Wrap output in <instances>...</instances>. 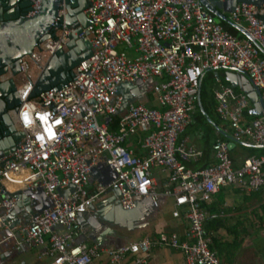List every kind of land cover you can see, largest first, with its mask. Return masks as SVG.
Returning a JSON list of instances; mask_svg holds the SVG:
<instances>
[{
  "label": "built area",
  "instance_id": "1",
  "mask_svg": "<svg viewBox=\"0 0 264 264\" xmlns=\"http://www.w3.org/2000/svg\"><path fill=\"white\" fill-rule=\"evenodd\" d=\"M60 4L58 15L63 17L66 3ZM40 5L41 0H31L26 15L35 14ZM85 12L91 23L77 35L91 42L92 54L72 68L60 87L31 95L49 57L67 48L74 30L64 20L21 57L20 73L26 79L17 86L20 103L7 112L24 133L0 165V243L41 247L40 255L50 258L46 264H89L100 258L109 264H146L155 246L179 249L185 264H220L204 229L207 211L202 202L228 185L246 193L259 190L264 185V154L246 156L234 165L229 140L218 136L211 145L214 160L193 169L184 160L202 150L185 139L178 141V136L196 109L199 79L209 67L244 71L264 104L263 53L246 36L227 30L201 0H88ZM228 16L264 49V0L259 6L238 2ZM149 76L157 77L152 93L158 104L130 102L111 128L103 116L117 114L121 106L118 84ZM9 77L14 78L10 67L0 80ZM214 77L215 111L226 122L222 128L236 140L264 144V114L246 119L251 104L247 94L216 73ZM134 137L139 154L132 146ZM101 159L116 172L106 184L91 178ZM156 170L163 175L160 180ZM115 188L125 209L144 196L160 210L171 199V215L185 218V232L146 234L118 247L80 240L78 214ZM19 189L44 191L50 205L19 216L10 226L5 215L16 198L7 192Z\"/></svg>",
  "mask_w": 264,
  "mask_h": 264
},
{
  "label": "water",
  "instance_id": "2",
  "mask_svg": "<svg viewBox=\"0 0 264 264\" xmlns=\"http://www.w3.org/2000/svg\"><path fill=\"white\" fill-rule=\"evenodd\" d=\"M66 12L64 16L58 15L61 8V0H41L38 11L30 16L26 13L31 9V0H0V74L11 68L12 74L20 73V60L25 54H29L36 42H40L53 34L54 27L60 26L62 20L67 26L73 28L67 48L56 50L47 60L41 73L35 80L31 95L50 87H60L72 75V68L81 60L92 54V45L89 40H82L78 33L82 27L91 23L85 8L88 0H64ZM241 1L260 5L263 0H201L205 7L211 11L218 20H224L239 32L249 38L263 53L264 49L259 42L245 29L244 26L232 20L228 13L233 11L236 4ZM225 70V79L234 87H238L249 97L251 107L248 113L253 116L264 114V104L259 90L254 88L251 80L244 71L233 66L216 65L207 68L216 72L218 69ZM203 74L200 76V82ZM155 79L149 76L146 80L137 79L135 83L123 81L117 86L116 93L123 96L117 114L123 115L126 106L130 102L151 101L157 105V100L152 93V99L147 97V92H152ZM20 103L17 85L13 77L0 80V165L3 164L10 152L15 151L18 142L23 136V130L16 129L7 112L9 108L16 107ZM197 105L205 118L228 140L229 148L236 143L249 147H264V144L253 143L246 140H236L232 135L215 123L204 110L200 100V85L198 91ZM10 158V157H8ZM116 177V172L109 168L103 159L92 167L91 178L108 183ZM71 186V185H70ZM69 193V187L64 191ZM9 197H15V204L8 209L5 222L10 221V226L18 223L19 216L28 213L37 214L50 205L44 191L33 192L30 189L15 190L7 192ZM119 190L117 188L109 191L105 196L90 204L88 210L80 212L77 216L81 223L83 233L80 240L90 241L106 247L113 244L115 247L123 245L131 239L128 232L147 226L160 211L155 207L149 197L144 196L136 201L132 208H123L119 202ZM1 197V195H0ZM35 200L39 202L35 204ZM28 248V247H27ZM25 246L14 245L11 240L0 243V259H15L21 252L27 249Z\"/></svg>",
  "mask_w": 264,
  "mask_h": 264
},
{
  "label": "crops",
  "instance_id": "3",
  "mask_svg": "<svg viewBox=\"0 0 264 264\" xmlns=\"http://www.w3.org/2000/svg\"><path fill=\"white\" fill-rule=\"evenodd\" d=\"M250 107L251 104L248 106L247 112ZM245 118L248 119L247 114ZM192 121L193 115L185 129L179 134L178 141L185 139L186 143L194 144L202 150V154L196 158L184 160L188 167L196 169L214 160L211 143L220 132L213 125L207 126L204 122L192 123ZM220 126L222 127V125ZM131 141L133 147L139 145L138 137H134ZM241 159L242 157H240L239 162ZM155 175L159 180L163 176L157 170L155 171ZM12 177L21 178V176L16 177L14 175ZM259 190L254 192H258ZM239 191L241 190L235 186H224L208 201V203L215 202L220 197L223 199L222 203L216 206L211 220H209L207 233L211 236L212 246L217 252L220 264H264L263 201L250 203L246 198H240L237 195ZM254 192L243 193L249 195ZM171 206L172 200H165L162 209L156 217L147 226L137 229L136 233L143 231L142 233L146 235L156 232L159 235L161 233L176 231L180 235L183 234L187 228V222L183 217H172L170 212ZM32 247L35 246L26 248ZM38 248V252L41 253L42 248ZM37 256L45 255L38 254ZM0 264H42V262L34 263L33 261L19 257L13 260L9 258L0 259ZM89 264L109 263L105 258H100L93 260ZM146 264H185V261L179 249L155 246L152 248L151 256Z\"/></svg>",
  "mask_w": 264,
  "mask_h": 264
},
{
  "label": "trees",
  "instance_id": "4",
  "mask_svg": "<svg viewBox=\"0 0 264 264\" xmlns=\"http://www.w3.org/2000/svg\"><path fill=\"white\" fill-rule=\"evenodd\" d=\"M220 22L223 24V26L227 30H229L233 34H236L238 37H245L244 34L239 32L236 28L231 26L229 23L225 22L224 20H220ZM215 73L219 76L221 81L228 82L225 79V70L224 69H218L216 72H214L213 70H207V71L204 72V74L202 76V79H201V82H200V100H201L202 106H203V108H204V110L206 112H208V108L210 106H212V104L214 102V97H213V91H209L205 87V80H206V77H208L209 79L211 78V79L215 80V77H214ZM234 88L237 91L239 90L238 87H234ZM149 105L153 106L152 104H149ZM196 110H197V113H198V116L200 117V119H202V120H204L206 122L207 120H206L205 116L203 115V113L201 112V110L199 109L198 105L196 106ZM246 114H247L248 118L254 117L253 115L248 114L247 111H246ZM118 118H119L118 114L109 115L108 121L110 123V127L111 128L115 127ZM222 126H224V125H222ZM218 136L221 137V138L227 139L224 135H222L220 133H218ZM237 145L238 144H235V146H233L232 148L229 149V154H230V157H231L234 165H238L239 164V159H240V156H237L235 154V151L237 149ZM239 145H241L243 147H246L249 150L255 149L254 147L245 146L243 144H239ZM134 151L136 153H138V154L142 152V150L140 149L139 145L134 146ZM250 152L251 153L249 155H246V156L255 155V153L253 151H250ZM256 153H257V155L264 154V147H261ZM246 156H244V157H246ZM244 157H242V158H244ZM222 201H223V199H222V197H220L215 202H210V203L202 202V206L207 211V215H206V218H205V221H204V229H205L206 232H208L207 231V228H208L207 226L209 225V220H211L212 214L214 213L216 206L218 204H221ZM262 204H263V215H264V201H263ZM152 235H158V233L154 232V233H152ZM210 247L213 249L212 241L210 242Z\"/></svg>",
  "mask_w": 264,
  "mask_h": 264
},
{
  "label": "rangeland",
  "instance_id": "5",
  "mask_svg": "<svg viewBox=\"0 0 264 264\" xmlns=\"http://www.w3.org/2000/svg\"><path fill=\"white\" fill-rule=\"evenodd\" d=\"M33 68H34V66H33V64H31V71H33ZM25 79H26V76L24 75V73H17V74L14 75V80H15V83H16L17 86H21V84L23 83V81ZM154 79H157V77H154ZM216 84H217V82L215 80H213L211 78L209 79L208 77H206L205 87L207 88V90L213 91V89L215 88ZM146 95H147L148 98H151L152 97V92H147ZM146 104L149 105L150 101L147 102ZM192 115H193L192 123L204 122L207 126H211L212 125V124H210V122L207 119H206L207 120L206 122L204 120L200 119L196 109L194 110V113ZM208 115L217 124L226 125V122L224 120H222L219 117V115L217 114V112L215 111V100H214L212 106H210L208 108ZM108 117H109L108 115H104L103 116L105 121L108 120ZM236 144H238V145H237V149L235 151V154L237 156H240V157H244L246 155H249L251 153L250 151H253L255 153V155H257L256 152L261 148V147H254L255 149L249 150L248 148L239 145V143H236ZM157 176H159V174H157ZM237 195L240 198H243V197L246 198V200H248L250 203H253V202H256V201H264V185L261 187V189L258 192H254V193L248 195V194H244L243 191H239V193ZM119 231L122 232V233L128 234L131 239L132 238H137L138 236L140 237V236L145 235V233L144 234L142 233L143 231H139L140 233H136V230L128 232L125 229H120ZM38 249H39L38 247H32V248L26 249V251L20 253L16 257V259L21 257V258L27 259L28 261H33L34 263L42 262V264H46L50 260L49 256H47V255L39 256L40 257L39 258L37 256L38 254H40L38 252ZM22 260H21V262H22Z\"/></svg>",
  "mask_w": 264,
  "mask_h": 264
},
{
  "label": "bare ground",
  "instance_id": "6",
  "mask_svg": "<svg viewBox=\"0 0 264 264\" xmlns=\"http://www.w3.org/2000/svg\"><path fill=\"white\" fill-rule=\"evenodd\" d=\"M14 176H16V177H17V176H21V175H14ZM12 178H13V177H12ZM8 183H9V184H11V182H8Z\"/></svg>",
  "mask_w": 264,
  "mask_h": 264
}]
</instances>
